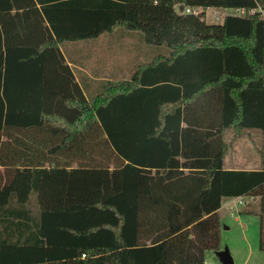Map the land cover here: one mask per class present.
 <instances>
[{
    "label": "trees",
    "instance_id": "16d2710c",
    "mask_svg": "<svg viewBox=\"0 0 264 264\" xmlns=\"http://www.w3.org/2000/svg\"><path fill=\"white\" fill-rule=\"evenodd\" d=\"M207 9L244 14L208 24ZM262 11L0 0V264H204L189 229L239 197L256 200L264 251V144L258 170L223 168L225 130L264 131ZM117 30L154 53L85 94L62 46Z\"/></svg>",
    "mask_w": 264,
    "mask_h": 264
},
{
    "label": "rangeland",
    "instance_id": "374dc122",
    "mask_svg": "<svg viewBox=\"0 0 264 264\" xmlns=\"http://www.w3.org/2000/svg\"><path fill=\"white\" fill-rule=\"evenodd\" d=\"M230 14L232 12L229 10L207 9L204 17L208 24H220L223 17ZM262 16L264 17V11ZM85 42L66 43L63 44L62 49H65L67 53L71 44L82 48ZM95 56L94 53L91 58L95 59ZM92 64L98 67L96 62ZM223 140L229 147L223 160L225 166L249 169L258 167L257 151L264 144V131L249 129L244 136L233 138V131L227 129L223 134ZM246 200L244 205H237L232 211L229 210L232 200L224 201L221 210L216 213V219L204 217L197 225L189 229L190 237L207 248L204 264H221L216 253L224 249L229 251L233 264H264V251L259 249L257 204L249 198ZM242 210L248 213H240ZM216 220L217 223H215Z\"/></svg>",
    "mask_w": 264,
    "mask_h": 264
},
{
    "label": "crops",
    "instance_id": "0c3cea01",
    "mask_svg": "<svg viewBox=\"0 0 264 264\" xmlns=\"http://www.w3.org/2000/svg\"><path fill=\"white\" fill-rule=\"evenodd\" d=\"M75 45L71 44L68 48L70 56L67 57V61L85 94L91 92V89L95 87V81L129 79L136 64L144 61L154 53V50H150L142 43L138 34L123 30L104 34L96 40L86 41L82 48ZM94 53L96 56L95 59H92L94 56L92 58L91 56ZM93 62H96L98 67H94ZM259 167L260 163L255 169L225 166L223 163L225 170L254 171L258 170ZM233 199L223 198L216 213L221 210L224 201ZM251 201L255 203L256 200L251 199Z\"/></svg>",
    "mask_w": 264,
    "mask_h": 264
},
{
    "label": "built area",
    "instance_id": "2783aa9c",
    "mask_svg": "<svg viewBox=\"0 0 264 264\" xmlns=\"http://www.w3.org/2000/svg\"><path fill=\"white\" fill-rule=\"evenodd\" d=\"M185 13H194L195 15H197L198 14V12L197 11H192V10H190V9H185V10H183ZM234 13H236L237 15H243L244 14V10H235V11H233ZM232 12V13H233ZM239 14H238V13ZM246 199L245 198H241V197H239V198H234L233 200H232V205L229 207V210H234L235 209V207H237V205H244L245 203H246V201H245Z\"/></svg>",
    "mask_w": 264,
    "mask_h": 264
},
{
    "label": "water",
    "instance_id": "95a60500",
    "mask_svg": "<svg viewBox=\"0 0 264 264\" xmlns=\"http://www.w3.org/2000/svg\"><path fill=\"white\" fill-rule=\"evenodd\" d=\"M179 12L183 11V6H179ZM221 264H233V260L227 249L216 253Z\"/></svg>",
    "mask_w": 264,
    "mask_h": 264
}]
</instances>
